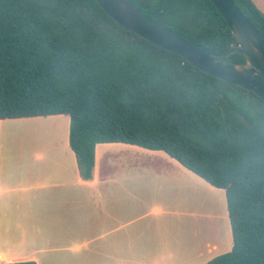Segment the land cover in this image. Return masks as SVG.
Instances as JSON below:
<instances>
[{
    "label": "trees",
    "instance_id": "trees-1",
    "mask_svg": "<svg viewBox=\"0 0 264 264\" xmlns=\"http://www.w3.org/2000/svg\"><path fill=\"white\" fill-rule=\"evenodd\" d=\"M129 1L209 52L236 43L210 0ZM232 1L264 40V13L252 0ZM56 114L69 117L82 179L92 177L98 143L163 151L224 190L232 246L205 264H264L258 95L125 29L96 0H0V118Z\"/></svg>",
    "mask_w": 264,
    "mask_h": 264
},
{
    "label": "crops",
    "instance_id": "crops-1",
    "mask_svg": "<svg viewBox=\"0 0 264 264\" xmlns=\"http://www.w3.org/2000/svg\"><path fill=\"white\" fill-rule=\"evenodd\" d=\"M68 132L64 114L0 118V264H192L195 232L184 237L164 203L196 174L163 151L106 142L84 180Z\"/></svg>",
    "mask_w": 264,
    "mask_h": 264
},
{
    "label": "water",
    "instance_id": "water-1",
    "mask_svg": "<svg viewBox=\"0 0 264 264\" xmlns=\"http://www.w3.org/2000/svg\"><path fill=\"white\" fill-rule=\"evenodd\" d=\"M119 25L219 79L237 84L264 101V40L232 0H210L227 22L236 43L224 53L209 52L145 15L129 0H96ZM233 53L243 62L230 58ZM227 62L228 64H225Z\"/></svg>",
    "mask_w": 264,
    "mask_h": 264
},
{
    "label": "rangeland",
    "instance_id": "rangeland-1",
    "mask_svg": "<svg viewBox=\"0 0 264 264\" xmlns=\"http://www.w3.org/2000/svg\"><path fill=\"white\" fill-rule=\"evenodd\" d=\"M194 177L193 183L188 179L180 186L176 199L166 200L164 210L180 214L177 227L185 231H180L184 237L189 239L190 232H195L191 235L188 248H192L187 254L193 256L192 264H205L214 256L226 252L225 248L231 243V228L224 190L206 184L197 175ZM195 249L202 251L201 257L196 258Z\"/></svg>",
    "mask_w": 264,
    "mask_h": 264
}]
</instances>
